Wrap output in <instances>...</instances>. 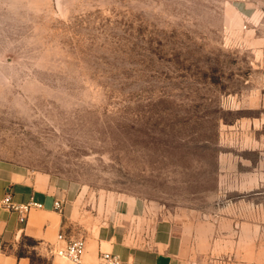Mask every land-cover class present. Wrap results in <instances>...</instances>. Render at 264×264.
Here are the masks:
<instances>
[{"label":"rangeland","instance_id":"obj_1","mask_svg":"<svg viewBox=\"0 0 264 264\" xmlns=\"http://www.w3.org/2000/svg\"><path fill=\"white\" fill-rule=\"evenodd\" d=\"M0 162L85 239L164 221L186 264H264V0H0Z\"/></svg>","mask_w":264,"mask_h":264},{"label":"crops","instance_id":"obj_2","mask_svg":"<svg viewBox=\"0 0 264 264\" xmlns=\"http://www.w3.org/2000/svg\"><path fill=\"white\" fill-rule=\"evenodd\" d=\"M8 191L12 200L31 204L20 219L17 210L0 205V264H99L101 251L117 253L123 264H186L180 253L172 227L156 222L147 234L129 233L115 225L102 226L85 239V252L78 263L54 253L58 232L80 235L67 206L59 208L54 200H62L50 177L29 176L15 164L0 162V193Z\"/></svg>","mask_w":264,"mask_h":264},{"label":"built area","instance_id":"obj_3","mask_svg":"<svg viewBox=\"0 0 264 264\" xmlns=\"http://www.w3.org/2000/svg\"><path fill=\"white\" fill-rule=\"evenodd\" d=\"M31 204L40 205V203L33 201L18 203L12 200L10 192L0 193V205L17 210L20 213L21 220L25 218V212ZM61 204L62 200H54L56 208H59ZM56 242L57 244L51 248L54 253L74 263L81 261L85 252V238L82 235L71 236L64 232H58ZM99 258V264H123L121 257L112 251H101Z\"/></svg>","mask_w":264,"mask_h":264}]
</instances>
